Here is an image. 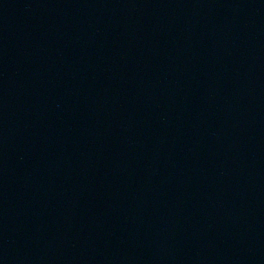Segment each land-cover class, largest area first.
Masks as SVG:
<instances>
[{
  "label": "water",
  "instance_id": "1",
  "mask_svg": "<svg viewBox=\"0 0 264 264\" xmlns=\"http://www.w3.org/2000/svg\"><path fill=\"white\" fill-rule=\"evenodd\" d=\"M0 264H264V0H0Z\"/></svg>",
  "mask_w": 264,
  "mask_h": 264
}]
</instances>
